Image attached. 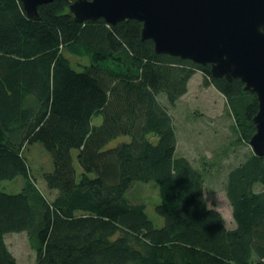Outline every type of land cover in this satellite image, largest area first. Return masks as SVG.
I'll use <instances>...</instances> for the list:
<instances>
[{
    "label": "trees",
    "instance_id": "obj_1",
    "mask_svg": "<svg viewBox=\"0 0 264 264\" xmlns=\"http://www.w3.org/2000/svg\"><path fill=\"white\" fill-rule=\"evenodd\" d=\"M73 1L42 4L35 18L21 0H0V264H18L5 236L22 231L34 264H264V156L252 152L228 173L229 228L209 204L206 169L177 155L170 113L200 71L249 142L257 94L239 78L215 77L210 64L158 53L137 19L77 21ZM119 135L131 140L106 148ZM36 142L53 157L42 174L53 198L27 158ZM20 176L21 191L4 190ZM137 181L157 183L162 226L131 199Z\"/></svg>",
    "mask_w": 264,
    "mask_h": 264
},
{
    "label": "water",
    "instance_id": "obj_2",
    "mask_svg": "<svg viewBox=\"0 0 264 264\" xmlns=\"http://www.w3.org/2000/svg\"><path fill=\"white\" fill-rule=\"evenodd\" d=\"M21 1L37 18L38 7L53 0ZM69 8L79 22L137 19L158 53L210 64L215 77L241 79L257 94L249 143L264 156V0H74Z\"/></svg>",
    "mask_w": 264,
    "mask_h": 264
},
{
    "label": "rangeland",
    "instance_id": "obj_3",
    "mask_svg": "<svg viewBox=\"0 0 264 264\" xmlns=\"http://www.w3.org/2000/svg\"><path fill=\"white\" fill-rule=\"evenodd\" d=\"M160 99L167 103L165 94ZM177 135V155L188 157L205 175L206 196L210 206L218 208L229 228L236 227L232 206L225 190L230 169L245 160L254 152L249 142L240 139L235 129L234 118L228 108L226 97L213 85H205L201 72L190 80L188 92L182 96L175 107L170 109ZM102 114L94 115L92 123L99 125ZM130 135H119L109 141L106 148L115 147L121 142L130 141ZM78 149L72 155L77 176L82 167L78 161ZM27 158L40 189L53 198L42 174L54 168L53 157L42 142H36L26 149ZM25 179L20 176L14 180H4L5 191L15 193L23 188ZM131 199L146 203V210L157 226H162L164 218L157 212L160 192L156 182L137 181L129 191ZM6 242L16 256L18 264H34L36 252L30 244L27 232H9Z\"/></svg>",
    "mask_w": 264,
    "mask_h": 264
},
{
    "label": "crops",
    "instance_id": "obj_4",
    "mask_svg": "<svg viewBox=\"0 0 264 264\" xmlns=\"http://www.w3.org/2000/svg\"><path fill=\"white\" fill-rule=\"evenodd\" d=\"M198 72H199V71H198ZM196 74H197V72L194 74V76H195ZM201 74L203 75V73H202V72H201ZM194 76H193V77H194ZM193 77H192V78H193ZM192 78H191V79H192Z\"/></svg>",
    "mask_w": 264,
    "mask_h": 264
}]
</instances>
